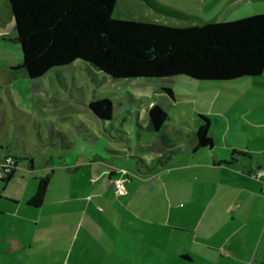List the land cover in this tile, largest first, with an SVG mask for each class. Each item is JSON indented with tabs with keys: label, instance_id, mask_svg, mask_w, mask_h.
<instances>
[{
	"label": "rangeland",
	"instance_id": "1",
	"mask_svg": "<svg viewBox=\"0 0 264 264\" xmlns=\"http://www.w3.org/2000/svg\"><path fill=\"white\" fill-rule=\"evenodd\" d=\"M158 1L190 13L192 18L160 15L143 0H117L113 16L185 26L239 17L250 9L247 4L240 9L246 12H235L247 0ZM258 5V11L264 9V0ZM14 37L9 1L0 0V264H171L155 259L146 245L154 241L160 215L171 209L185 211L186 206L177 207L174 201L179 196L181 205L185 204L186 173L169 168L150 172L137 165L141 156L150 153L145 149L147 143L142 148L144 143L138 141L134 127L138 111L143 116L138 120L144 121L146 115L139 94H147L146 98L166 110L168 132L174 138L182 134L173 129L191 136L199 126L200 112L211 120L207 132L211 137L223 126L216 121L219 109L236 106L234 97L239 94L234 84H258L249 80L264 78V74L224 81L187 75L156 78V84L173 89V96L163 88L147 93L142 84L155 82L114 78L87 68L81 60L57 73L50 71L31 79L19 68L21 47ZM126 84H134L132 90ZM103 97L113 100L112 119L105 126L89 108L91 101ZM123 130L138 157L130 156L131 150L124 146ZM85 135L98 138L95 149L88 147L91 139L86 141ZM214 141L217 145L218 140ZM67 144L72 148L64 153ZM98 146L120 152H99ZM96 153H101V158L93 161ZM127 159L133 166L124 163ZM112 171L111 179L123 181L121 193L107 186ZM42 176L49 177L43 206H29L27 201ZM177 176L183 180L176 181ZM86 216L112 244L86 230ZM122 235L131 237L129 247ZM89 241H96L98 251Z\"/></svg>",
	"mask_w": 264,
	"mask_h": 264
},
{
	"label": "trees",
	"instance_id": "2",
	"mask_svg": "<svg viewBox=\"0 0 264 264\" xmlns=\"http://www.w3.org/2000/svg\"><path fill=\"white\" fill-rule=\"evenodd\" d=\"M8 1L14 41L21 47L19 68L31 79L77 60L118 79L187 75L224 81L264 72V12L175 26L114 17L117 0ZM143 3L169 17L192 18L156 0ZM164 90L172 95L171 89ZM90 108L100 119L112 117L113 104L107 97L91 102ZM148 115L154 130H159L168 117L159 105H152ZM199 118L196 148L212 145V138L207 136L209 119L203 114ZM48 178L39 177L27 205L39 207L43 203Z\"/></svg>",
	"mask_w": 264,
	"mask_h": 264
},
{
	"label": "crops",
	"instance_id": "3",
	"mask_svg": "<svg viewBox=\"0 0 264 264\" xmlns=\"http://www.w3.org/2000/svg\"><path fill=\"white\" fill-rule=\"evenodd\" d=\"M247 1L245 4H241L235 12H246V10L240 9L247 4H250L249 11L237 16L243 17L264 12V9L258 11L261 8L258 5L259 0ZM167 7L173 8L172 6ZM239 17L228 16V19ZM64 68L65 65L54 71L57 73ZM263 74L264 72L260 75ZM63 75H65L64 72ZM137 79L140 80V78L131 80ZM141 80L155 82V84H142L148 89L147 93L153 90H156V93L159 88H169L173 91L168 85L156 84L155 80L158 79L142 78ZM249 81L258 84H234V88L239 94L234 97L235 108L233 110H229L228 107L219 109L216 121L221 122L223 126L218 129L217 133L213 131L214 136H211L213 144L201 148H196V130H193L190 136L180 129H173L180 132L182 136L174 138L169 135V125L166 123L169 119L168 114L163 126L159 130H154L149 124L148 110L152 105L162 106L159 102L146 98L147 94H139L141 105L146 106V115L145 120L140 121L138 119L143 116L138 111L134 127L137 131L138 141L144 143L142 148H145L147 143L149 147L147 146L145 149L150 153L144 152L145 155L141 156V162H137V165L147 167L150 172L151 170L160 171L169 168L184 170L186 173L185 204L181 205L183 200L179 196H176L174 201L177 207L186 206L185 211L171 209L164 215H160V225L155 229L154 241L150 242L152 244L146 245V248L153 250L150 255L160 262L164 260L171 264H264V194L261 192V182L251 176V173L257 168L264 169V78L258 77ZM131 85L134 84H126L130 90H132ZM171 96H173V92ZM109 99L113 104V100ZM90 110L94 113L91 108ZM199 114L208 117L207 113L200 112ZM94 115L103 126L112 119V117L108 120L100 119L95 113ZM210 126L211 120L209 119V128ZM123 133L121 138L124 146L131 150L130 156L138 157L133 153L134 149L130 148L129 134L125 130ZM83 137L86 141L91 139V144H87L90 148L95 149L96 145L94 144H99L98 138L95 136L90 139L86 135ZM215 138L218 140L217 145L214 141ZM154 145L156 147L153 151ZM71 148V144H67L62 152L66 153ZM97 149L100 150L99 152H104L106 148L98 146ZM106 150L113 153L120 152L113 148ZM164 155L167 156L164 160L158 159L159 157L163 158ZM100 158L101 153L92 156L93 161L100 160ZM124 161L125 164L133 166L130 159ZM111 174L113 171L108 177L107 186L109 189L112 188V184L109 182ZM176 178V181L183 180L179 176ZM103 191L97 193L101 195ZM43 203L39 208L43 206ZM86 217L87 223H89L86 230L92 231L98 239L102 238L109 245L112 244L108 237H104L105 234L102 230L94 226L95 224L88 216ZM78 234L80 235V232ZM122 237L123 240L126 237V246L129 247L131 237L127 235H122ZM89 243L96 250V241H89Z\"/></svg>",
	"mask_w": 264,
	"mask_h": 264
},
{
	"label": "built area",
	"instance_id": "4",
	"mask_svg": "<svg viewBox=\"0 0 264 264\" xmlns=\"http://www.w3.org/2000/svg\"><path fill=\"white\" fill-rule=\"evenodd\" d=\"M10 158V156H9ZM7 158V159H9ZM251 176L261 182L262 189L261 192L264 194V169L263 168H257L255 171L251 173ZM111 184L114 187L115 193H121L124 191V184L123 181L118 179H111Z\"/></svg>",
	"mask_w": 264,
	"mask_h": 264
}]
</instances>
